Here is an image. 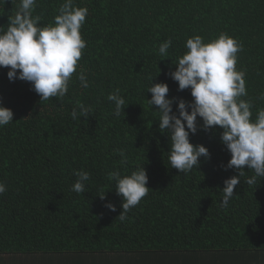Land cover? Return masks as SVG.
<instances>
[{"label": "trees", "instance_id": "obj_1", "mask_svg": "<svg viewBox=\"0 0 264 264\" xmlns=\"http://www.w3.org/2000/svg\"><path fill=\"white\" fill-rule=\"evenodd\" d=\"M20 0H0V26H8ZM64 0H37L40 26L54 22ZM87 7L81 28L86 48L63 98L40 101L28 81L7 77L0 67V104L14 116L0 127V256H42L50 264H194L190 258H231L240 264L264 259V177L249 185L245 175L227 208L220 206L230 152L223 131L198 127L190 142L203 144L210 158L179 173L169 164L170 137L158 128L148 99L153 83L166 82L169 98L192 101L170 72L189 37L204 42L221 33L242 44L237 70L245 72L252 117L264 109V0H74ZM171 38L168 57L159 46ZM84 71L88 88L77 74ZM160 71V72H159ZM120 89L124 112L115 116L109 93ZM91 105L89 117L74 120L77 103ZM173 111L177 105L173 103ZM190 111V109H189ZM202 124V119L197 118ZM127 157L121 163L120 151ZM145 167L148 194L120 221L122 197L114 170L130 174ZM74 170L90 173L85 192L72 191ZM105 194V198L100 196ZM111 202L116 211L105 205ZM205 262L204 264H207Z\"/></svg>", "mask_w": 264, "mask_h": 264}, {"label": "clouds", "instance_id": "obj_2", "mask_svg": "<svg viewBox=\"0 0 264 264\" xmlns=\"http://www.w3.org/2000/svg\"><path fill=\"white\" fill-rule=\"evenodd\" d=\"M37 0H20L15 14L8 18V26H0V67L8 68L10 81L20 79L32 84L40 101L52 97L63 98L69 89V83L76 73L86 41L82 38L81 28L88 15V8L77 7L74 0H64L58 9L54 22L40 26L39 15H33ZM171 38L161 43L159 55L168 57ZM186 51L178 58L176 69L170 72L173 80L178 82V89L191 90L192 101L183 98H169L166 82L153 83L147 89L159 111V130L167 132L170 137L169 164L179 173H188L200 165V157L210 158V152L203 144L190 142V134L199 128L222 129L221 142L231 154L226 168L235 169L237 174L224 180L223 197L220 206L227 208L234 195V188L240 184V177L245 175V166L254 175L246 180L253 185L257 178L264 177V109L258 110L255 120L252 117V102L241 99L247 95L245 72L237 70V53L242 44L227 33H221L216 39L204 42L200 35L189 37ZM160 72V71H159ZM82 88H88L89 82L84 71L77 74ZM114 104V115L120 116L127 105L120 89L107 96ZM177 111H173V103ZM190 109V111H189ZM93 112L91 105L77 103L71 112L72 119L81 116L87 118ZM11 108L0 104V127L13 121ZM202 119V124L197 118ZM121 163L127 161L121 149ZM77 177L72 191L83 194L90 173L74 170ZM109 180L116 182L117 195L122 197V211L118 218L127 219V213L136 207L149 191L148 175L145 167H138L130 174L122 175L114 170L108 173ZM6 185L0 182V194L5 193ZM105 198V194L100 196ZM115 212L116 206L111 202L105 205Z\"/></svg>", "mask_w": 264, "mask_h": 264}, {"label": "crops", "instance_id": "obj_3", "mask_svg": "<svg viewBox=\"0 0 264 264\" xmlns=\"http://www.w3.org/2000/svg\"><path fill=\"white\" fill-rule=\"evenodd\" d=\"M50 260V257L43 259L42 256H33V255H4L0 256V264H50L45 261ZM190 261L194 264H204L208 261L207 264H230L233 260L229 257H226L225 260L218 258L217 255L213 259L205 258L203 256H197L196 258H190ZM235 262V260L233 261ZM240 264H264L263 257L261 258H252L250 260H244Z\"/></svg>", "mask_w": 264, "mask_h": 264}]
</instances>
